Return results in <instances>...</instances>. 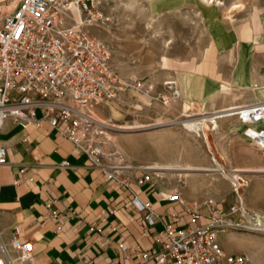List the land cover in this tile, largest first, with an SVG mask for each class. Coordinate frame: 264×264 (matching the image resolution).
<instances>
[{"label":"crops","instance_id":"1","mask_svg":"<svg viewBox=\"0 0 264 264\" xmlns=\"http://www.w3.org/2000/svg\"><path fill=\"white\" fill-rule=\"evenodd\" d=\"M1 1L4 12L10 13L21 0ZM261 15L264 22V11ZM227 22L215 17L210 23L215 61L209 71L186 70L183 80H179L183 102L201 103L204 110L201 113L187 111L180 121L164 122L163 125L169 124L171 127L167 128L182 131L181 135L193 151L189 152L190 157L173 161L166 158L162 127L157 129L159 145L156 156L150 153L146 159H135L137 164L129 158L133 166L176 164L174 169L182 171H204L216 166L232 173L235 167H231L230 160L236 158V148L243 149L241 152L237 150V157L244 159V163L238 165H249L246 146L256 145L243 137L241 129L246 123L240 118L238 109L264 101V24L259 31L247 32L251 38L244 39L237 26L231 22L227 25ZM195 82L199 83V88L191 89ZM226 84L229 85L228 92L224 89ZM242 90L250 93L244 97ZM227 96L234 97L228 100ZM187 120L197 121L194 123L202 128L186 127L183 121ZM253 126L264 128V120ZM0 140L7 147L9 161L0 165V257L16 258L12 235L19 228L21 239L33 242V264H136L137 253L152 245L153 236L147 231L142 214L132 206L133 197L137 195L142 201L152 202L162 214V221L156 226L158 230L164 222L172 220L170 214L174 210L181 209L176 202L160 199L165 188L159 182L137 185L135 178L140 175L139 169L130 171L127 184L108 178L92 166L87 153L77 149L47 121L40 126L30 124L24 128L15 118L7 117L0 126ZM173 141L174 146H186L175 142V138ZM203 142L207 144L208 152L201 154L200 158L197 146ZM208 171L224 177L220 170ZM176 174L183 182L180 188H176L185 201L207 209L205 200L209 197H202L200 194L204 191L195 185L202 174ZM218 186H223L225 193L232 191L229 182L221 181L212 185L213 193L218 192ZM214 197L217 196L214 194ZM239 197L246 205L240 191L235 200ZM48 204L57 210L58 217L50 214ZM60 224L61 229L57 230ZM120 243L126 246L125 250L119 247Z\"/></svg>","mask_w":264,"mask_h":264},{"label":"built area","instance_id":"2","mask_svg":"<svg viewBox=\"0 0 264 264\" xmlns=\"http://www.w3.org/2000/svg\"><path fill=\"white\" fill-rule=\"evenodd\" d=\"M100 1L21 0L12 12L5 13L0 0V126L7 117L15 118L24 128L47 121L87 153L92 166L108 178L127 184L130 171L139 169L137 185L156 184L159 172L150 166L129 164L110 146V126L96 113L100 104L129 85L114 71L109 46L87 28L102 19L96 7ZM135 85L141 88L143 83ZM238 112L251 126L264 117V101ZM245 135L264 151V129L249 128ZM8 163L7 147L0 140V165ZM160 199L181 206L160 230L156 226L162 214L155 205L137 195L132 199V206L142 214L153 236L152 245L137 253L136 264H252L248 254L223 248L221 232L239 229L264 233V213L248 208L240 197L228 206L205 200L204 211L200 204L186 202L177 188L172 192L165 189ZM47 207L58 217L51 204ZM12 245L16 258L0 257V264H33V242L23 241L19 228L12 235ZM119 247L126 249L123 243Z\"/></svg>","mask_w":264,"mask_h":264},{"label":"rangeland","instance_id":"3","mask_svg":"<svg viewBox=\"0 0 264 264\" xmlns=\"http://www.w3.org/2000/svg\"><path fill=\"white\" fill-rule=\"evenodd\" d=\"M96 7L102 19L92 22L87 28L109 46L114 71L129 83L118 91L117 96L97 107L98 117L110 126V146L115 147L129 164L130 159L137 164V160L146 159L150 153L156 156L159 145L157 129L163 127L164 139L160 138L166 143V158L173 161L190 157L189 152L193 151L181 135L182 131L175 127L167 128L171 127L169 124L163 126L164 122L180 121L187 111L201 113L204 110L201 103L183 102L179 80H183L186 70L207 72L213 65L214 35L210 23L215 17L228 21L227 25L231 22L237 26L244 39L251 38L247 32L259 31L264 24L261 19L264 0H101ZM138 81L143 83L141 88L133 86ZM190 88L198 89L199 83H192ZM224 89L228 92L229 85L226 84ZM241 93L246 97L250 91L242 90ZM232 97L226 98L231 100ZM192 122L197 121L187 120L183 124L195 130L202 128L196 123V127L193 126ZM243 126L241 132L247 138L245 131L248 126ZM174 138L175 142L186 146H174ZM246 147L249 165H238L244 163V159L237 157V150L241 152L243 149L236 148V158L230 160L231 167L264 170V151L257 150V146ZM207 148L205 142L197 146L200 158L208 152ZM158 166L152 168L162 176L158 182L169 192L183 185L176 173L186 176L189 172L201 173L195 185L204 191L200 194L202 197L228 206L234 203L238 190L248 207L264 211V172L234 169L228 173L220 167L210 168L220 170L223 177L208 170L182 171L175 170V167L165 170L157 169ZM221 181L229 182L232 191L225 193L223 186H218V192L213 193L212 185ZM220 240L227 251L246 253L252 264H264V233L230 229L221 232Z\"/></svg>","mask_w":264,"mask_h":264},{"label":"bare ground","instance_id":"4","mask_svg":"<svg viewBox=\"0 0 264 264\" xmlns=\"http://www.w3.org/2000/svg\"><path fill=\"white\" fill-rule=\"evenodd\" d=\"M228 113H232V112H228ZM264 120V117H259V118H257L256 120H254L253 121V123L251 124V126H248V128H247V130L246 131H248V129L249 128H251V129H257V128H255L254 126H252L255 122H260V121H263ZM193 126H195L196 127V125H195V123H191ZM257 125H259V124H255V126H257ZM261 125V124H260ZM123 128V127H122ZM262 129H264V128H262ZM246 133V132H245ZM246 136V135H245ZM159 167H163L164 169H173L174 167H176V166H173V167H171V166H158V167H156L157 169L159 168ZM189 168V167H188ZM207 170H217L218 171V169H210V168H206ZM235 170H241V171H249V170H251V171H255V172H264V170L263 169H235Z\"/></svg>","mask_w":264,"mask_h":264}]
</instances>
